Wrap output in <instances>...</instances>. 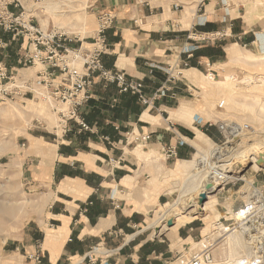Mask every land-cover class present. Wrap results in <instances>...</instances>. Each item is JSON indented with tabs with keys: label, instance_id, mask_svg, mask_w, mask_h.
Instances as JSON below:
<instances>
[{
	"label": "crops",
	"instance_id": "obj_1",
	"mask_svg": "<svg viewBox=\"0 0 264 264\" xmlns=\"http://www.w3.org/2000/svg\"><path fill=\"white\" fill-rule=\"evenodd\" d=\"M95 4L94 15L115 16L106 32L105 67L143 81L148 96L163 85L169 90L145 107L136 95L95 76L91 98L80 109L93 130L75 125L66 136L50 132L46 137L52 142L34 137L35 146L48 145L41 152L54 183L48 218L53 228L43 237V264H162L198 231L202 235V227L193 221L176 224L169 232L174 237L164 240L150 232L163 213L154 223L150 212L176 196L179 177L201 148L223 142L218 127L223 118L212 109L215 99L202 81V68L208 72L205 63L235 56L242 44L264 48L261 16L251 14L260 7L252 0H159L157 9L149 0ZM190 50L189 66L172 78ZM218 67L213 64V76ZM43 68L34 65L35 82ZM134 133H149L151 139L126 141ZM169 145L177 146L176 156H167ZM259 182L264 186V179Z\"/></svg>",
	"mask_w": 264,
	"mask_h": 264
},
{
	"label": "rangeland",
	"instance_id": "obj_2",
	"mask_svg": "<svg viewBox=\"0 0 264 264\" xmlns=\"http://www.w3.org/2000/svg\"><path fill=\"white\" fill-rule=\"evenodd\" d=\"M149 1L157 9L159 0ZM95 2L96 0H0V264H43V237L53 228L48 218L54 183L47 178L48 171L44 169L45 154L41 152V147L48 145L35 146L33 140L35 136H39L46 142H52L51 138L46 137L50 132L58 131L61 136L69 133L64 134L59 122L60 113L57 111V108L65 109L66 105H57L49 96L52 92L50 87H45L39 82L42 72L38 73L39 79L35 82L37 76L33 71V63L26 62L25 58L22 59L23 63L18 62L23 53L30 55L33 52L30 39L33 34H29L27 29L20 26L16 17L23 13V22H30L42 32L64 33L74 39V44L83 42L88 46L86 43L92 39H87V36L93 34L92 30L97 28ZM252 3L260 7L259 11L252 10L251 14L259 13V23L262 24L259 30L263 31L264 0H252ZM7 11L14 14L10 16ZM2 34H5V37H2ZM79 38L81 41H76ZM258 45L242 44L241 48L238 47L234 51L235 56L218 63L211 62L219 66L216 76L202 68L206 73L202 76V81L208 84L209 93L212 99H215L216 105L212 106V109L226 122L236 123L234 126L241 127L242 134L231 138L228 144L208 143L207 147L201 148L192 160L195 163L191 165L190 170L179 177L175 188L176 196L171 202L162 204L150 212V222L155 223L162 213L173 209L177 204L176 200L181 197L190 199L176 207L175 217L191 209H201L203 212L191 220L198 227H202V235L198 231L195 240L181 248V252L174 258L167 259L162 264H180L181 259L196 253L207 243V236H219L222 233L220 229L231 222L236 206L245 201L237 190H247L252 182L260 186L262 184L259 181L264 179V162L260 164L254 158L252 162L249 160L244 165L238 163L243 167L234 172L238 171L237 176L242 180L220 189L217 201L209 202L208 199L202 207L196 201L199 194L196 193L199 191L196 188L200 177L196 178L195 175L199 172L201 164L196 166V162L200 161L202 156L208 159L206 175L209 176L215 162L223 158L211 155L217 147L224 149L233 143L240 151L241 148L245 149L261 139L259 149L264 151V48ZM37 66L44 67L41 62H38ZM56 70L59 74L54 72L53 79L60 75V70ZM221 101H224V104L220 107ZM195 121L199 124L202 118L195 116ZM70 124L73 125L72 129L76 125L74 121H70ZM245 124L248 127H244ZM126 141L140 144L133 141L131 134L126 136ZM254 152L255 149L248 150L247 156L250 157ZM241 162H245V159ZM206 175L203 174L201 178L206 179ZM191 196L194 198L191 199ZM204 206L207 207L203 208ZM8 210H11V214ZM218 220L223 224L216 228ZM158 226L161 228L159 233L156 231L157 225L150 231L154 237L164 240L174 237L173 233H169L173 227H167L165 221L162 223V220H158ZM40 228L44 232H40ZM227 237L214 247V263L207 264H240L239 255L251 253V250L243 246L240 249L242 252L231 255Z\"/></svg>",
	"mask_w": 264,
	"mask_h": 264
},
{
	"label": "built area",
	"instance_id": "obj_3",
	"mask_svg": "<svg viewBox=\"0 0 264 264\" xmlns=\"http://www.w3.org/2000/svg\"><path fill=\"white\" fill-rule=\"evenodd\" d=\"M7 12L10 16L14 14ZM22 16L23 13L18 14L16 20L20 26L29 31V34H33L30 37L33 52L30 55L23 53L18 62L23 63L22 59L25 58L26 62L29 61L34 65L41 62L45 67L39 82H42L45 87H50L52 92L49 93V96L57 105L60 103L66 105L65 109L57 108L60 113L59 122L64 134L72 129L73 125L70 124V121H74L81 130H93L80 113V109L91 98L90 90L95 76H98L106 84L114 83L122 93L130 92L136 95L139 102L145 107H153L157 99L167 94L168 85H163L148 96L144 92L143 81L128 77L124 71H114L105 67L102 58L108 46L106 32L115 21L112 12L105 11L97 14L96 33L92 40L86 43L88 46L83 42L79 45L74 44V39L64 33L42 32L30 22H23ZM192 52V50L187 52V56L177 66V72L172 78L181 76L183 69L189 66V60L193 56ZM24 64L26 63L24 62ZM206 66L209 74L213 75V64L207 62ZM56 69L60 70V75L54 80L52 76ZM3 70H5L4 67ZM223 104L224 101H221L219 106L221 107ZM235 124L226 122V120L219 122V130L223 134L222 145L229 143L230 139L234 137L233 126ZM243 126L248 127L247 124ZM131 135L135 142L141 143L151 139L149 133ZM165 151L168 157L175 156L177 146L169 145ZM217 170L215 172L212 168L210 175L219 189H224L228 185L242 180L233 175L234 172L229 171L228 167ZM237 192L242 194L241 196L245 198V201L235 208L231 222L220 229L222 233L219 236L213 237L214 234L207 236V243H204L196 253L181 259L180 264L214 263V247L234 232L243 233L251 244V253L239 255L238 263L264 264V186L252 182L247 190L239 189ZM222 224L218 220L216 228L221 227Z\"/></svg>",
	"mask_w": 264,
	"mask_h": 264
},
{
	"label": "bare ground",
	"instance_id": "obj_4",
	"mask_svg": "<svg viewBox=\"0 0 264 264\" xmlns=\"http://www.w3.org/2000/svg\"><path fill=\"white\" fill-rule=\"evenodd\" d=\"M233 129H234V132H235L233 138H235V136H240L242 134V132L240 130L241 127L233 126ZM263 139H264V135H263ZM260 140H259V142H260ZM256 142L257 143L253 142L252 144L248 145L245 149L241 148L240 151H238L239 147L235 148L233 143H232V145H230V146H228L227 148H224V149H222V148L219 149V147L215 148V150L212 152L211 155H213V156L217 155L218 158L223 156V158H221L219 160L220 162L216 161L212 168H214L215 172H217L218 171L217 169H219V168H224L225 167L227 169V167H228L229 171L231 170V172H234L235 170L240 171L242 169L243 166L240 167L239 169H235V166L238 165L239 162L241 163V165H244L249 160H251V162H252V160H254V158H256L257 161L263 159L262 162H264V157L261 156V154L264 153V151H260V149H259L260 143L258 141H256ZM250 149H255V152H254V154L251 153L250 157H248L247 156L248 155V150H250ZM243 159H245V162L242 163L241 161ZM206 160L208 161V159L205 156H202L200 161L196 162V166H197V164L201 163L200 167L198 168L199 172L197 173V175H195L196 178L200 177L199 185L196 188V190H199V191L196 192V193H201V192L205 191L206 190V184L208 182H211L213 184V188L211 189V192L213 191V193H211V195L209 194L210 196H208V199H209L208 201L209 202H213V201L215 202L219 198V195H220L219 194V190L220 189H217V186H216L215 182L211 178V175H210L211 171L209 172V176L206 175V173H208V171H206V163H207ZM238 171L234 172L233 175L237 176V174L239 173ZM203 174H204V176L205 175L207 176L206 179H202L201 178V176H203ZM192 198H194V197L191 196V199ZM188 199H190V197H181V198L177 199L176 200L177 204L174 206V208L173 209L171 208V209H168L167 211H165V213H163V215H162L161 220L165 221L167 216H169L170 214H174L175 213L176 207H180V205H183L184 203H187ZM207 206H204L203 208H205ZM11 210H13V209H11ZM11 210H8L7 212H10ZM9 214H11V212ZM202 214H203V212H202L201 209H191L188 212H186V213H184V214H182L180 216L175 217V224H176V222H177V225L184 224V223H186L188 221H191L193 218L198 217V216H200ZM227 240H228V248H229V251L231 252V255L235 254L236 252H238V253L242 252V250H240V249H242L243 246H245L246 249L251 250L250 242L245 237V235L243 233H241V232H234V233L229 234L228 237H227Z\"/></svg>",
	"mask_w": 264,
	"mask_h": 264
},
{
	"label": "water",
	"instance_id": "obj_5",
	"mask_svg": "<svg viewBox=\"0 0 264 264\" xmlns=\"http://www.w3.org/2000/svg\"><path fill=\"white\" fill-rule=\"evenodd\" d=\"M262 157H264V153L261 154ZM263 159L259 160V163L262 162ZM240 165H236L235 169H239ZM213 188V184L211 182H208L206 184V190L199 193L196 197V201L197 203L200 205V207H202L204 205V203L208 200V196L209 194L213 193V191L211 192V189ZM217 189H219V187H217ZM165 222L167 224V227H172L175 224V215L174 214H170L169 216L166 217ZM159 226L156 227V231L159 233L160 232Z\"/></svg>",
	"mask_w": 264,
	"mask_h": 264
},
{
	"label": "trees",
	"instance_id": "obj_6",
	"mask_svg": "<svg viewBox=\"0 0 264 264\" xmlns=\"http://www.w3.org/2000/svg\"><path fill=\"white\" fill-rule=\"evenodd\" d=\"M2 37H5V34H2Z\"/></svg>",
	"mask_w": 264,
	"mask_h": 264
}]
</instances>
